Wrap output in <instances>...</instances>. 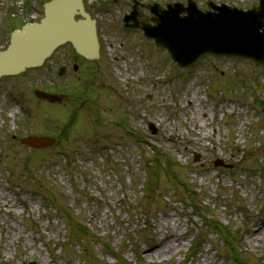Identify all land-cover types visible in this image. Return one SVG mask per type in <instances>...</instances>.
Instances as JSON below:
<instances>
[{"label":"rangeland","instance_id":"374dc122","mask_svg":"<svg viewBox=\"0 0 264 264\" xmlns=\"http://www.w3.org/2000/svg\"><path fill=\"white\" fill-rule=\"evenodd\" d=\"M45 1L0 0V43L4 25L41 17ZM105 1V10L86 5L96 63L64 44L43 66L0 79V264H264V236L248 234L264 217V64L205 54L179 68L139 28L123 26L134 0ZM135 1L148 22L146 4H186ZM208 1L258 4L194 0L201 9ZM61 65L68 70L58 76ZM34 88L66 99L41 101ZM25 134L56 141L28 147ZM165 215L186 237L149 258L142 250Z\"/></svg>","mask_w":264,"mask_h":264},{"label":"water","instance_id":"95a60500","mask_svg":"<svg viewBox=\"0 0 264 264\" xmlns=\"http://www.w3.org/2000/svg\"><path fill=\"white\" fill-rule=\"evenodd\" d=\"M92 2L100 9L107 7L104 1L87 0L89 4ZM137 4L135 1L130 13L124 16V25L140 28L156 46L165 48L179 67L192 65L206 53L241 56L264 63V0L247 10L211 2L207 3L209 9L201 10L193 0H187L186 6L180 2L169 3L166 9L147 4L152 23L137 19L141 15ZM66 42L85 59L99 58L95 20L85 11L83 0H49L44 4V16L39 22L12 31L8 46L0 50V77L40 66L55 48ZM64 71L60 67L59 75ZM34 94L53 103L60 102L64 96L39 89ZM54 141V137L31 135L21 143L41 148ZM222 164L220 159L214 161L216 166Z\"/></svg>","mask_w":264,"mask_h":264},{"label":"bare ground","instance_id":"6f19581e","mask_svg":"<svg viewBox=\"0 0 264 264\" xmlns=\"http://www.w3.org/2000/svg\"><path fill=\"white\" fill-rule=\"evenodd\" d=\"M10 114L15 113V108L10 109ZM163 222L160 223L162 228L159 231V236L155 240L152 246L144 248L142 251L146 252L147 257L161 258V256L165 253H170L173 250H178V248L182 245V241L186 237V233L177 232V230L173 227L168 229V224L170 222V217L165 215L163 217ZM249 241H259L264 236V217L261 218L260 221L255 222L249 228ZM210 260L208 258H204L202 260L203 264H209Z\"/></svg>","mask_w":264,"mask_h":264},{"label":"flooded vegetation","instance_id":"af4514ba","mask_svg":"<svg viewBox=\"0 0 264 264\" xmlns=\"http://www.w3.org/2000/svg\"><path fill=\"white\" fill-rule=\"evenodd\" d=\"M17 23H18V22L12 21L11 24H9V25H4L5 29H7V30L4 31V32L7 33V32L9 31L8 29H13V28H14V25L17 24ZM1 42H2V41H1ZM67 70H68V69L66 68V72H67ZM85 71H87V70H85ZM71 75H72V74H71ZM75 77H76L77 80L80 81V80L82 79L83 76H82V73H80V74H76Z\"/></svg>","mask_w":264,"mask_h":264},{"label":"trees","instance_id":"16d2710c","mask_svg":"<svg viewBox=\"0 0 264 264\" xmlns=\"http://www.w3.org/2000/svg\"><path fill=\"white\" fill-rule=\"evenodd\" d=\"M160 156L162 155V154H159ZM147 169H148V171L150 172L151 170H149V168L147 167ZM151 174H152V171L150 172ZM221 232H227V230L226 229H224V231H218V233H220V234H222ZM226 238V237H225ZM80 246V245H79ZM236 255V254H235Z\"/></svg>","mask_w":264,"mask_h":264}]
</instances>
